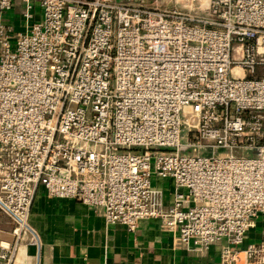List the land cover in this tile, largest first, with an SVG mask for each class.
Here are the masks:
<instances>
[{
    "label": "built area",
    "instance_id": "obj_1",
    "mask_svg": "<svg viewBox=\"0 0 264 264\" xmlns=\"http://www.w3.org/2000/svg\"><path fill=\"white\" fill-rule=\"evenodd\" d=\"M19 1L15 32L0 0V264L38 186L129 231L156 219L174 244L222 243L220 264H264V237L240 247L264 215V0Z\"/></svg>",
    "mask_w": 264,
    "mask_h": 264
},
{
    "label": "crops",
    "instance_id": "obj_2",
    "mask_svg": "<svg viewBox=\"0 0 264 264\" xmlns=\"http://www.w3.org/2000/svg\"><path fill=\"white\" fill-rule=\"evenodd\" d=\"M163 203H169V179L152 178ZM29 232L20 241L15 264H220V246L207 250L193 241L174 244L156 219L140 220L134 231L106 223L101 209L72 198L49 197L35 190L28 217ZM13 227L0 214V238L9 241ZM264 237V215L254 219L241 248ZM239 260L236 264H243Z\"/></svg>",
    "mask_w": 264,
    "mask_h": 264
},
{
    "label": "rangeland",
    "instance_id": "obj_3",
    "mask_svg": "<svg viewBox=\"0 0 264 264\" xmlns=\"http://www.w3.org/2000/svg\"><path fill=\"white\" fill-rule=\"evenodd\" d=\"M15 1H16V5H15L14 10L12 12L5 14L4 16L5 18L11 19L12 21H14V19L16 20L13 25H14V31L17 32V31L22 30L21 12L23 10V5H21V2L19 0H15ZM123 1L137 4L142 7H146V8H152L158 5H159L158 7H161V8H169L174 5V0H123ZM181 152L187 153L188 151L181 150ZM238 153L240 152L239 151L235 152V154H238ZM242 153L247 156H254V154L251 151H243ZM216 154L220 156H224L228 154V152L226 150L218 149L216 151Z\"/></svg>",
    "mask_w": 264,
    "mask_h": 264
},
{
    "label": "bare ground",
    "instance_id": "obj_4",
    "mask_svg": "<svg viewBox=\"0 0 264 264\" xmlns=\"http://www.w3.org/2000/svg\"><path fill=\"white\" fill-rule=\"evenodd\" d=\"M233 49H234V58H240L241 57L240 47L238 45H235Z\"/></svg>",
    "mask_w": 264,
    "mask_h": 264
}]
</instances>
